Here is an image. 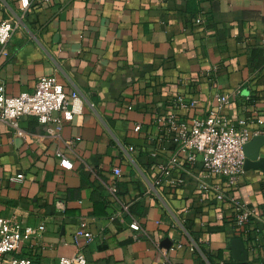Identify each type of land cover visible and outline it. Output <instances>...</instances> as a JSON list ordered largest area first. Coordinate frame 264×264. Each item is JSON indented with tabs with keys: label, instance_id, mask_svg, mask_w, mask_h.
<instances>
[{
	"label": "crops",
	"instance_id": "1",
	"mask_svg": "<svg viewBox=\"0 0 264 264\" xmlns=\"http://www.w3.org/2000/svg\"><path fill=\"white\" fill-rule=\"evenodd\" d=\"M0 19L18 23L0 54L7 94L53 75L83 107L71 120L56 114L57 136L36 116L21 120L22 135L0 121V216L46 226L19 254L32 264L79 249L87 264H264L260 222L237 225L231 203L198 187L202 165L173 160L165 125L170 113L207 116L228 91L221 113L264 129V0H0ZM179 96L198 103L182 106ZM226 189L264 213V169ZM78 230L94 238L76 244ZM235 238L247 258L234 259Z\"/></svg>",
	"mask_w": 264,
	"mask_h": 264
},
{
	"label": "built area",
	"instance_id": "2",
	"mask_svg": "<svg viewBox=\"0 0 264 264\" xmlns=\"http://www.w3.org/2000/svg\"><path fill=\"white\" fill-rule=\"evenodd\" d=\"M22 3L27 7L30 0H22ZM17 26L16 21L0 19V54L5 52ZM260 43L264 47V28ZM215 96L217 106L205 117L188 120L175 113L167 116L165 125L175 133L172 141L177 144V154L173 160L183 156L190 162H199L204 174L199 177L198 187L203 192L213 191L217 199L231 203L237 225L243 226L251 220L260 222L262 226L257 231L264 236V213L226 189L228 187L232 190L240 185L247 170L245 145L253 136L263 134L264 129H252L245 125L238 127L233 124L220 111L225 104L231 102V93L218 92ZM178 101L185 107L198 103V99L182 96H179ZM82 108L79 91L75 90L71 97H68L64 85L53 75L41 76L33 90L14 95L7 94L5 86L0 84V121L10 125L20 135L24 133L21 120L27 116H36L41 123L50 125L49 132L57 136L58 129H55L54 125H60L62 118L73 119L76 114L82 112ZM58 113H62L61 119L56 116ZM258 122L264 124L262 120ZM137 129H140V125H137ZM61 164L66 168H73L72 161L63 154ZM114 170L117 174L121 172L118 167ZM214 176L224 181L225 189L219 182H213ZM21 177L23 174H18V178ZM56 206L61 212L65 210L63 201L58 200ZM124 210L128 211V205H124ZM129 226L136 235L144 233L143 225L135 217L130 219ZM45 229V224L36 226L17 217L0 216V264H32L31 255L19 254L21 246L25 239L34 238ZM81 237L90 240L94 235L92 232L78 230L74 235L76 244H79ZM44 264H87V257L79 249L72 256H60L57 261L50 260Z\"/></svg>",
	"mask_w": 264,
	"mask_h": 264
},
{
	"label": "water",
	"instance_id": "3",
	"mask_svg": "<svg viewBox=\"0 0 264 264\" xmlns=\"http://www.w3.org/2000/svg\"><path fill=\"white\" fill-rule=\"evenodd\" d=\"M264 144V135H255L245 145V152L247 159L245 162V168H261L264 169V156L260 155V148ZM232 249L234 259L241 260L247 258V251L244 249L243 242L240 238H235L232 242Z\"/></svg>",
	"mask_w": 264,
	"mask_h": 264
}]
</instances>
